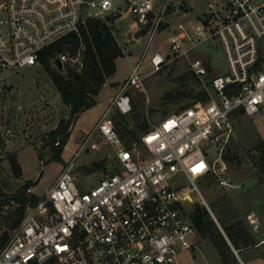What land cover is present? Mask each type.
I'll return each instance as SVG.
<instances>
[{
	"label": "built area",
	"instance_id": "built-area-1",
	"mask_svg": "<svg viewBox=\"0 0 264 264\" xmlns=\"http://www.w3.org/2000/svg\"><path fill=\"white\" fill-rule=\"evenodd\" d=\"M130 1L134 31L143 26L148 42L156 31L168 35L166 51L150 55V71L183 57L207 100L162 113L157 123L146 111L149 129L139 140L125 141L111 113L130 111L128 89L143 78L134 67L76 158L43 192L32 185L0 187V264H182L186 253L199 250L184 207L192 192L206 204L195 181L230 188L231 167L243 166L233 117L264 115V0H213L194 23H171L179 10L172 0ZM112 11L110 0H0V72L39 65L44 47L78 33L89 19L106 21ZM202 43L221 48L223 73L196 51ZM77 56L60 53L51 64L78 62ZM10 136L0 119V159ZM98 139L112 149L114 165L86 187L77 181V158L86 146L98 150ZM233 151L237 157L230 161ZM245 219L252 226L256 217L248 212Z\"/></svg>",
	"mask_w": 264,
	"mask_h": 264
},
{
	"label": "rangeland",
	"instance_id": "rangeland-1",
	"mask_svg": "<svg viewBox=\"0 0 264 264\" xmlns=\"http://www.w3.org/2000/svg\"><path fill=\"white\" fill-rule=\"evenodd\" d=\"M116 17L113 20V31L123 54L115 59V71L106 79L95 97V104L79 112L72 122L67 141L59 153V158H52V144L48 139V132L54 128L58 120L67 117V108L60 101L59 95L51 83L48 74L40 65L27 67L18 72L10 70L0 72V119L4 127L11 130V140L3 150L4 157L0 159V187L5 191H12L24 182L32 184L35 193L43 192L55 179L61 167L68 161L75 159V152L82 141L99 119L102 112L111 104V99L119 90L124 80L133 73V68L139 76L143 77L138 86L128 89L131 105L137 103L136 110L148 111L162 102V95L168 92L184 90L185 92L197 91L198 83L188 75L184 81L179 76L188 72L186 60L181 57L164 65L159 70L151 72L150 55L155 51H166L167 33L156 31L149 42V33L144 32L134 39L131 30H128L132 19L127 14V6L131 1L110 0ZM178 4V14L172 17L171 23L181 21L194 23L197 16L213 0H172ZM219 1V0H216ZM196 51L205 52L217 72L226 70L225 59L221 48L211 43L200 44ZM199 56H202L200 53ZM53 67V66H52ZM4 75L3 79L1 76ZM9 86L10 90L6 87ZM193 104V98L182 97L178 101L164 103L162 113L179 111L181 105ZM190 104V105H191ZM21 110V120H15L16 108ZM162 108V107H161ZM116 111V109H113ZM153 112V111H152ZM124 124L130 127L132 111L125 113ZM233 125L237 141L241 143L237 153L243 166L230 169L233 186L223 188L211 179L199 178L195 184L203 197L209 210L216 212L223 199H229L239 211H246L252 205L257 208L260 199H263L264 186L256 188L264 178V173L258 170L255 164V152L249 153L260 140L264 143V115L255 119L248 118L240 113L233 117ZM59 139H56L58 142ZM98 150L88 146L77 158V181L90 187L109 170L112 171L114 159L112 149L97 140ZM8 149V150H7ZM9 154H14L20 166L21 174L14 176L7 159ZM104 160V165L93 171H85L94 161ZM254 162V166H253ZM83 176V177H81ZM186 184V183H185ZM238 187L235 188L234 186ZM192 201L185 202L184 207L189 211L193 203H199L200 198L196 192L189 193ZM254 198V201H250ZM252 202V204H249ZM258 207H262L258 205ZM256 210V209H255ZM264 210V209H263ZM211 211V212H212ZM260 211V209H258ZM212 212V213H213ZM261 212V211H260ZM214 215V214H213ZM199 251H205L207 242L200 240ZM245 264H262L260 259H254V254H243ZM189 258H181L182 264H187Z\"/></svg>",
	"mask_w": 264,
	"mask_h": 264
},
{
	"label": "trees",
	"instance_id": "trees-1",
	"mask_svg": "<svg viewBox=\"0 0 264 264\" xmlns=\"http://www.w3.org/2000/svg\"><path fill=\"white\" fill-rule=\"evenodd\" d=\"M115 17V14H110L106 21L99 18L89 19L78 33H68L39 52V65L48 74L60 101L67 108V117L60 118L57 125L47 134L53 146L51 149L52 158H59V153L69 136L72 122L79 112L95 104V97L100 88L115 71L116 57L123 54L113 31L112 22ZM64 52L73 57L78 55V62L64 63L60 68L52 65L51 59ZM188 75L197 82V79L189 72L180 75L179 79L184 81ZM182 97H191L193 102L207 100L206 92L200 88L194 92L177 90L174 93L163 94L160 106L163 109L164 103H174ZM190 104L181 105L179 110L188 107ZM136 105L137 103H133L130 108V111L133 112L131 115L133 124L130 127H126L122 122L126 114L117 110H113L111 113L117 133L128 142L139 140V136L149 129L145 112L135 111ZM152 111L153 108H150L147 112L151 113ZM56 139L59 141L54 145ZM254 152L255 164L258 170L264 173V143L262 141L259 140L255 146L249 149L251 155ZM236 157V153L233 151L231 156L227 158L231 161L232 158ZM7 159L12 174L19 176L21 169L15 155L9 154ZM104 162L102 159L94 161L85 171L96 170L102 167ZM261 181L264 185V178H261ZM33 183L35 182L26 181L22 187ZM20 200L23 202L25 198L21 196ZM34 200L35 197H32V201ZM246 213L247 211L239 212L229 199L224 200L223 197L218 210L213 212L218 225L213 221L204 205L193 203L191 209L187 211L199 242L200 240L207 242V248L214 251L218 264H240L237 255L243 260L241 251L251 248L259 241V236L254 234L252 226L245 219ZM17 221H19V217L15 220V222ZM209 250L207 254L205 253L207 259Z\"/></svg>",
	"mask_w": 264,
	"mask_h": 264
},
{
	"label": "crops",
	"instance_id": "crops-1",
	"mask_svg": "<svg viewBox=\"0 0 264 264\" xmlns=\"http://www.w3.org/2000/svg\"><path fill=\"white\" fill-rule=\"evenodd\" d=\"M127 1H130V0H127ZM132 23L133 22L130 23V25L128 27V30H131V32L133 34L134 33V29H133V24ZM117 91H116V93H117ZM116 93L114 94V96L116 95ZM113 97H112V99H113ZM261 186H264V185L263 184H259V185H257L256 188L258 189ZM262 192H263V199H264V191H262ZM250 201H254V198L251 199ZM260 201H261V203H258V205H261L262 207H258V205H257V208H256L254 206V204H252V202H249V204H252V205H250L251 207L249 209H246L247 213L248 212H253L254 216L258 220H260L261 229L257 233L255 231H253L255 235L259 236L258 237L259 241L254 246H252L251 248L243 249L241 251V254H242V258H243V254H245L247 251L251 252V254H254V259H260L262 261V264H264V260H263L264 259V210H263L264 209V201L261 200V199H260ZM258 209H260L261 212L258 211ZM208 250L209 249L207 247H206L205 251L203 250V252L202 251L200 252L199 250H195V251H193L191 253H186V255L183 258L187 257V258L190 259L187 264H218L217 261H216L215 255H214V251L209 250V257H208V259L206 258L205 253L207 254ZM237 257L239 259L240 264H245L244 258L242 260L238 255H237Z\"/></svg>",
	"mask_w": 264,
	"mask_h": 264
},
{
	"label": "water",
	"instance_id": "water-1",
	"mask_svg": "<svg viewBox=\"0 0 264 264\" xmlns=\"http://www.w3.org/2000/svg\"><path fill=\"white\" fill-rule=\"evenodd\" d=\"M175 6H176V5L173 4V5H172V9H174ZM143 31H144V27H143V26L138 27V28L134 31V33L132 34L133 38H134V39L138 38V37L141 35V33H142ZM55 65H56L58 68H60L61 63H60V61H59L58 59L55 60ZM6 89H7V90H10V87L7 86ZM21 114H22V113H21L20 108L17 107V108H16V116H15V120H16L17 122H19V121L21 120ZM161 115H162V108H161V106L157 105V106L154 107L153 112L150 114V120H151L153 123H157V122L160 120ZM203 205H204L205 208L207 209V211H208L209 215L211 216V218L213 219V221L217 224V221H216V219H215L213 213L209 210V208L207 207L206 204H203ZM217 225H218V224H217ZM218 227H219V226H218ZM252 228H253V230H254L256 233L259 232V230L261 229V223H260V220H258V219L256 218V219L254 220V224L252 225ZM219 229H220V228H219Z\"/></svg>",
	"mask_w": 264,
	"mask_h": 264
},
{
	"label": "snow or ice",
	"instance_id": "snow-or-ice-1",
	"mask_svg": "<svg viewBox=\"0 0 264 264\" xmlns=\"http://www.w3.org/2000/svg\"><path fill=\"white\" fill-rule=\"evenodd\" d=\"M194 171H195V169H194Z\"/></svg>",
	"mask_w": 264,
	"mask_h": 264
}]
</instances>
